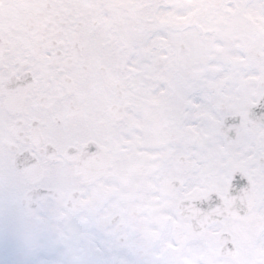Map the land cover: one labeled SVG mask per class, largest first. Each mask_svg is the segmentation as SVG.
Listing matches in <instances>:
<instances>
[{
    "label": "snow or ice",
    "instance_id": "1",
    "mask_svg": "<svg viewBox=\"0 0 264 264\" xmlns=\"http://www.w3.org/2000/svg\"><path fill=\"white\" fill-rule=\"evenodd\" d=\"M0 264H264V0H0Z\"/></svg>",
    "mask_w": 264,
    "mask_h": 264
}]
</instances>
